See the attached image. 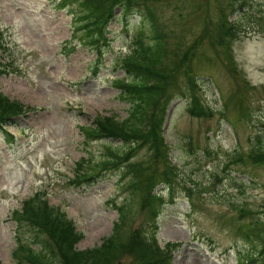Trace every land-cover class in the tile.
I'll list each match as a JSON object with an SVG mask.
<instances>
[{
  "label": "rangeland",
  "instance_id": "obj_1",
  "mask_svg": "<svg viewBox=\"0 0 264 264\" xmlns=\"http://www.w3.org/2000/svg\"><path fill=\"white\" fill-rule=\"evenodd\" d=\"M58 5L0 0V92L25 108L0 127V264L15 262L11 212L34 193L73 221L82 233L77 249L111 232L122 203L129 207L124 229L150 231L136 202L143 192L129 197L124 170L108 162L78 183L73 171L80 158L100 162L107 148H127L110 138L83 142L79 127L95 116L126 117L129 105L112 81L125 76L118 65L139 17L133 10L124 25L113 8L110 45L98 60L70 38L71 14ZM147 7L165 35L163 62H180L167 87L165 145H143L130 158L148 165L151 193L164 201L157 244L169 248L170 264H237L247 254L255 262L245 264H264V160L250 156L264 145V0H148ZM193 97L206 116L189 114ZM119 262L134 264L130 256Z\"/></svg>",
  "mask_w": 264,
  "mask_h": 264
},
{
  "label": "trees",
  "instance_id": "obj_2",
  "mask_svg": "<svg viewBox=\"0 0 264 264\" xmlns=\"http://www.w3.org/2000/svg\"><path fill=\"white\" fill-rule=\"evenodd\" d=\"M147 1L58 0V6L66 7L71 14L70 38L94 51L98 60L110 45L106 25L113 17V8L120 7V21L124 25L133 10L139 16L137 25L130 33L127 52L120 58L118 65L125 76L112 81L118 91L117 97L129 105L126 117L114 120L109 115L95 116L90 125L79 127L83 142L110 138L128 144L127 148L120 152L107 148L109 157L100 162L86 164L87 161L80 158L74 163L75 180H72H89L97 168H107L108 162H111L112 167L124 170L122 175L130 176L129 197L136 199V192H143L136 202L143 209L144 222L149 223V234L142 224L134 229H124L129 207L128 203H122L116 206L117 218L111 232L97 246L77 249L75 244L82 233L75 229L73 221L64 211L49 205L44 197H40V193H34L21 202L19 210L11 212L15 222L14 264H120V259L125 256H130L134 264H170L169 248L158 246L155 239L156 218L164 201L159 192L151 193L153 181L150 182L148 165L130 161L143 145L150 149L165 145L160 132L169 101L167 87L180 65L179 61L172 66L163 62L165 35L147 7ZM234 28L235 24L232 23L225 30ZM1 47L3 43L0 41ZM182 58H185L184 55ZM3 72L4 69H0V73ZM187 110L192 115H207L196 97L192 98ZM24 113L25 108L20 102L0 92V127ZM7 135L10 139L11 136ZM250 156L264 160V145L259 142L257 146L251 147ZM160 176L163 177L161 183L170 187L166 172ZM143 181L147 182L145 191ZM23 233H28V236L25 237ZM32 243L37 245L36 250L31 248ZM253 257L247 254L238 263H254Z\"/></svg>",
  "mask_w": 264,
  "mask_h": 264
}]
</instances>
